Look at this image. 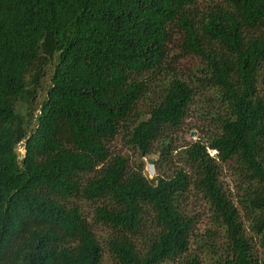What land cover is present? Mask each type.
<instances>
[{
	"label": "trees",
	"instance_id": "1",
	"mask_svg": "<svg viewBox=\"0 0 264 264\" xmlns=\"http://www.w3.org/2000/svg\"><path fill=\"white\" fill-rule=\"evenodd\" d=\"M193 101L204 140L177 149ZM118 134L157 168L173 150L185 167L147 179L111 153ZM188 193L207 209L204 239ZM103 251L264 264V0H0V264H100Z\"/></svg>",
	"mask_w": 264,
	"mask_h": 264
},
{
	"label": "rangeland",
	"instance_id": "2",
	"mask_svg": "<svg viewBox=\"0 0 264 264\" xmlns=\"http://www.w3.org/2000/svg\"><path fill=\"white\" fill-rule=\"evenodd\" d=\"M194 60L192 55H187L183 58H179L177 61V68L179 70H185V67H189L192 64L191 59ZM49 67H46L44 71L36 78V87L33 88L32 95L29 97V102L27 105L32 107V113L35 114L37 109L41 105V102L45 96V89L48 82L49 76ZM201 101H193V106L190 107L188 112V116L184 118L182 123L180 124L179 128L176 130L175 136V146L177 149L183 148L187 146V143L192 141H202L204 140V133L203 131L206 130V122L201 119L199 115V107L202 106ZM15 107L23 108L21 101L15 102ZM16 151L19 154L23 153V147L21 144L17 145ZM110 151L112 154H122L127 158V163L130 167L134 168L137 166V163H141V172L147 179L153 178L155 175L159 174H168L170 173L173 167H185L183 161L178 160L174 157V152L172 151V162L163 167L157 168L155 166L156 156L154 154H147V155H139L137 151L131 149L130 147L125 146L122 137L118 134L110 143ZM209 154H212L211 149H208ZM152 160V162H148V160ZM220 179L223 183L224 187L231 193V198L233 199L234 193V185L232 181V175L229 173L226 165L222 164L221 171H220ZM186 203L188 208H191L192 211H196L197 220L195 221L196 224L193 227V233L197 235L198 238L204 239L205 233L207 228H211V222L207 216V209L205 205L200 201L197 195L188 193L186 195ZM81 208L86 216L90 215L91 207L89 204L82 202ZM190 247H195V243H190ZM100 264H117L115 263L107 254V252L103 251Z\"/></svg>",
	"mask_w": 264,
	"mask_h": 264
},
{
	"label": "water",
	"instance_id": "3",
	"mask_svg": "<svg viewBox=\"0 0 264 264\" xmlns=\"http://www.w3.org/2000/svg\"><path fill=\"white\" fill-rule=\"evenodd\" d=\"M148 162H150V163H151V162H152V160H150V159H149V160H148Z\"/></svg>",
	"mask_w": 264,
	"mask_h": 264
},
{
	"label": "clouds",
	"instance_id": "4",
	"mask_svg": "<svg viewBox=\"0 0 264 264\" xmlns=\"http://www.w3.org/2000/svg\"><path fill=\"white\" fill-rule=\"evenodd\" d=\"M211 151H213V152H212V154L215 152V151H214V150H212V149H211Z\"/></svg>",
	"mask_w": 264,
	"mask_h": 264
},
{
	"label": "built area",
	"instance_id": "5",
	"mask_svg": "<svg viewBox=\"0 0 264 264\" xmlns=\"http://www.w3.org/2000/svg\"><path fill=\"white\" fill-rule=\"evenodd\" d=\"M213 152V151H212Z\"/></svg>",
	"mask_w": 264,
	"mask_h": 264
}]
</instances>
